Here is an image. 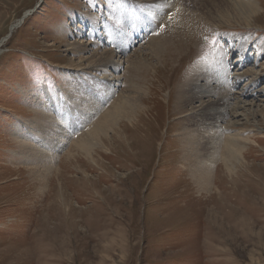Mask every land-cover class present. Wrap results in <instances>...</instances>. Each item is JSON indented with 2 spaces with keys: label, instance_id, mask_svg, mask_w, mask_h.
Listing matches in <instances>:
<instances>
[{
  "label": "rangeland",
  "instance_id": "obj_1",
  "mask_svg": "<svg viewBox=\"0 0 264 264\" xmlns=\"http://www.w3.org/2000/svg\"><path fill=\"white\" fill-rule=\"evenodd\" d=\"M159 1L0 0V264H264V0ZM152 40L175 44L168 68ZM95 48L117 66L83 69ZM200 74L254 104L200 123ZM122 95L126 118L78 148Z\"/></svg>",
  "mask_w": 264,
  "mask_h": 264
},
{
  "label": "bare ground",
  "instance_id": "obj_2",
  "mask_svg": "<svg viewBox=\"0 0 264 264\" xmlns=\"http://www.w3.org/2000/svg\"><path fill=\"white\" fill-rule=\"evenodd\" d=\"M154 1L155 0H150V2H154ZM178 1L179 0H160L159 1V5H161L163 9H167L166 11L174 10L176 8L178 10V13L181 14L180 16H184L183 15L182 6L178 4L179 3ZM252 1L251 0H244L245 3H243V1H241V2L240 1H236V2H238L237 5L240 8L241 12L244 11L246 8H248L247 11H250V12L253 13V12H255V9H256L255 6L256 5ZM29 11H30V9L26 10L24 12L22 18H24L29 13ZM186 16H187V14H186ZM190 17H191V15H190ZM190 17H189V19H191V20L183 18L184 22L182 23L183 24L182 27L183 26H188V25H186V24H188V22L194 21V19L192 20V18H190ZM20 20H21V17L19 19L15 20V21H13L10 24V32H11V30L13 31L18 26V24L20 23ZM196 20L193 23H195ZM8 33H7V35H8ZM7 35H6V38H7ZM194 35H195V32H194ZM80 42H83V40H81ZM88 43H90V41L87 42V44ZM162 46L163 45H161L157 40H152L149 43V47L150 48H154V50L155 49H157V50L162 49V51L164 52L162 54V56H161L160 62L162 63V69H166V68L169 67L170 59L173 60V58H176L178 55H175L177 53L174 54L175 51L172 50V49H175V47H176L175 44L167 43V46H165V48H163ZM85 48H86V46L82 50H85ZM98 50H99L98 48H95V49L92 50V52L88 56L84 57L85 60H87L88 62H90L92 64L87 65V67L85 66L83 69L93 68L92 71L101 70V69H102L101 71H106L110 67L113 68V67L117 66V63L113 59L114 57H113V53L111 51L103 50V51L99 52ZM98 63L100 64L101 68L98 66ZM216 68H217V66H216ZM211 69H210V71H211ZM199 76L203 77L204 80L207 81V82L206 83L203 82V83H199V84L198 83H194V85H192V87H190V93H189L188 96L190 97V99L192 98V99L198 101V104L193 107L191 113H187V114H196V115L202 117L205 107L207 105H209V109L205 112L206 117H202L201 119H199L201 121L200 123H205L208 120L209 122H207L206 124H210V125L212 124L213 126L216 125L217 128L221 127L220 123L224 120L225 117H227L229 115H232V114L236 115L237 114L236 112H237L238 109L242 110V109L245 108L246 105L250 106L251 104H254V102H244V101H240V99H237V100L231 102L230 99L234 98L232 95L229 96L228 92H226L224 95H222V93L220 94L217 91V90H219V88H217L216 85H212L211 83H209L210 79H212L213 76H211V75L210 76H206V75H202V74H200ZM101 79H104V77H101ZM217 80L216 81L218 82V84H221V79L219 78ZM216 81H215V83H216ZM90 88L91 87H87L85 89V91H87L89 93H92V90H90ZM105 89L106 88L104 87L102 90L104 91ZM216 94L219 96L218 99H212V97H214V95H216ZM85 98H88L86 94H85L84 97L81 98V101L83 103H85L84 106H83L84 109L82 111L87 112V110L89 111V110L93 109V106H95L94 105L95 102L90 97L88 98L89 99L88 101H84ZM91 105H92V107H91ZM132 106H133V104L131 103V100H130V98L128 96H123L122 95V96L118 97L111 104V106L100 115V117L98 118V121L87 132H85L82 135V137L76 143L74 142L76 144V146L78 148L84 150V151H88L86 149L89 148L92 145V143H94L100 136H103L101 134L103 133V131L105 129L110 128V127L112 128L120 117H122L123 119L126 118L128 113L130 112L129 109H131ZM45 117H47L48 120L51 119V116L49 114H47V113H46ZM211 119H213V121H211ZM39 124H41V123L39 122L37 124V126L35 125V128H37L38 130L40 128ZM53 127L54 126H52V127L51 126L50 127L45 126L44 127L42 125V127L39 130L41 132L40 133L39 132H34V133L36 134V136H44L43 138H46V136H52L51 134H55L56 135L57 134V130H55ZM71 127L72 126H70V128ZM33 131H34V129H33ZM43 131H46L47 134H44ZM48 143L50 144V141ZM231 145H233V141L232 140H230L229 138L224 140V142H223V151H224L225 156H224V161L223 162H224V167L227 170H230L231 162H232L231 160L233 158L237 157V154H238V153L235 154L234 150L231 148ZM209 166H210V164H209ZM208 168L210 169V167H208Z\"/></svg>",
  "mask_w": 264,
  "mask_h": 264
},
{
  "label": "snow or ice",
  "instance_id": "obj_3",
  "mask_svg": "<svg viewBox=\"0 0 264 264\" xmlns=\"http://www.w3.org/2000/svg\"><path fill=\"white\" fill-rule=\"evenodd\" d=\"M205 39L207 40L208 38H207V37H205Z\"/></svg>",
  "mask_w": 264,
  "mask_h": 264
}]
</instances>
